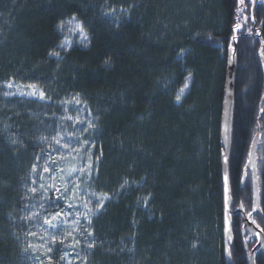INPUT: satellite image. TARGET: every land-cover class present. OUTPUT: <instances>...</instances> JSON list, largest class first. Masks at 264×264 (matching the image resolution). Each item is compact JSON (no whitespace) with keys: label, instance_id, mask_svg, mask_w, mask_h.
Instances as JSON below:
<instances>
[{"label":"trees","instance_id":"1","mask_svg":"<svg viewBox=\"0 0 264 264\" xmlns=\"http://www.w3.org/2000/svg\"><path fill=\"white\" fill-rule=\"evenodd\" d=\"M251 6L252 0H0V83L14 79L46 93L44 100L24 99L0 89V264H23L18 220L30 203L33 165L42 174L45 163L58 161L59 172L89 158L90 186L110 199L82 218L76 249L83 246L87 264H247L243 240L250 249L256 240L241 234L238 212L231 214L230 258L224 252L220 122L235 46L231 208L241 205L264 233V4L254 14ZM88 121L95 128L82 132ZM257 129L261 215L251 212L249 170L243 179ZM55 189L47 201L62 208L63 200L54 201L63 192ZM60 246L51 244L38 260L74 264L69 259L78 255L71 250L67 257ZM255 261L264 264V251Z\"/></svg>","mask_w":264,"mask_h":264},{"label":"rangeland","instance_id":"2","mask_svg":"<svg viewBox=\"0 0 264 264\" xmlns=\"http://www.w3.org/2000/svg\"><path fill=\"white\" fill-rule=\"evenodd\" d=\"M77 24L82 25L78 22L73 23V28H74L73 31L75 33L78 32L76 27ZM9 84H12L13 86L10 88L8 87ZM29 85H34V84H22L14 79H9L8 81H4L0 83V89L3 90V94L5 95L6 93H9L6 96H18L24 99H36V100L45 99L46 93L41 87H38L35 84L34 85L35 88L33 89L29 87ZM33 91L35 92V95L28 94ZM41 91H43V93L45 94L43 99H41L39 95ZM183 93L184 91L183 92L180 91L178 93L180 95V99L182 98ZM176 103L179 104L180 100L177 101ZM210 132H211V128L209 124L207 126L205 135L207 136V143H206L207 147L211 151L212 141L210 140ZM56 162L54 163L52 161L45 163L43 165V169L45 167H49V172H52L51 176H49L45 172H42V174H40V172L38 173L37 171H35V173H33L32 171L33 168L29 170V174L27 178L30 181V184L27 189L28 192L27 198H28V203L29 202L30 203L25 210L24 208L22 209L21 216L18 220L19 225H21L20 231L22 232L17 238V241L21 249V257H22L21 260L23 264H44L42 261L39 260L42 259V256H47L48 253L47 248L51 247L52 244L51 243L52 234L56 235L57 237L56 243L63 240V243H60L61 246L59 250L65 249V251L63 252L65 256L68 257L69 251L71 250H74V252L78 255V256H71V258L69 259L70 262L74 264H87V259L86 257H84L83 253L81 252V250H84L83 246L77 247L80 250L76 249V246H78L77 241H79V239H82L80 236H82L83 234L82 218H85L84 214L86 212V209L83 207V205L87 204V207L92 209L93 212L97 211L96 198L94 196H91L90 194L96 193V195L98 196L104 193H101L93 189L92 186H90V180L86 174H80L76 172L73 173L72 175H69V173L72 172L74 168H79L80 165L77 164L75 166H69L68 168L67 166L65 168L59 167V172H56V170H54V166ZM37 184L39 186H37ZM58 184L62 186V192L65 188L68 189L67 193L65 194L67 198L63 199V202L65 203L64 206L62 207L64 209V213H67V215H64V213H62V219L66 221V223H61L58 228L52 229L47 225H45L43 221L45 217H50L51 215H54L56 211L60 210L59 209L60 207H56V206L51 208V205L47 201L48 193L50 192V190L57 188L56 186ZM41 185H44V187L41 188ZM51 185H54V187H50ZM74 185L79 186V191L76 194H74L72 190ZM33 188L36 189L35 192L31 191V189ZM69 204H72L74 206L69 208L68 207ZM45 209L46 211H44ZM77 216H79V224L74 225L72 221L76 219ZM255 224L258 225L256 221ZM45 229H47V231H45ZM31 233H34L35 235H32ZM69 233H71V235H69ZM29 244L35 245L36 247L35 248L29 247Z\"/></svg>","mask_w":264,"mask_h":264},{"label":"water","instance_id":"3","mask_svg":"<svg viewBox=\"0 0 264 264\" xmlns=\"http://www.w3.org/2000/svg\"><path fill=\"white\" fill-rule=\"evenodd\" d=\"M263 3L264 0H253L252 1V14H254L257 3ZM246 20V19H245ZM235 46L230 50L227 61V71L225 78V87H224V99L222 103L221 110V122H220V145L222 147L220 152V165H221V184H222V194H223V243H224V252L228 258H230V246L233 244V234H232V219L231 214L238 212L241 216V234L243 235L245 231L253 239H256V244L250 249L247 246L245 240H243L245 259L247 264H256L255 256L258 253H263L264 251V233L258 228L249 218L250 215L247 214L243 207L240 205L235 210H232V197L229 185V200L227 208L225 207V194H224V177L225 174L228 176V158L230 153L231 146V125H232V115H233V102H234V77H235ZM264 69V64H263ZM259 129L255 134L252 144L250 146L249 155L247 162L245 164L243 179L246 177V170H249L252 177V213H261L260 208V186L258 181L257 173V155L256 147L259 144ZM227 215L228 219L225 220ZM231 237V238H229Z\"/></svg>","mask_w":264,"mask_h":264},{"label":"snow or ice","instance_id":"4","mask_svg":"<svg viewBox=\"0 0 264 264\" xmlns=\"http://www.w3.org/2000/svg\"><path fill=\"white\" fill-rule=\"evenodd\" d=\"M240 2L243 4L244 0H240ZM73 19H75V18H73ZM76 27H77V30H78L79 34H80V35L86 40L87 37L84 36V28H83V26L77 24ZM236 27L239 28L240 25H237ZM60 28H61V30H63V23H61ZM232 39L235 40L236 37L233 36ZM60 47H61V48L65 47V44L62 43V44L60 45ZM56 55H57V57L59 56L58 53H57ZM12 86H13L12 84H9V85H8V87H10V88H11ZM29 87H31V88H33V89L35 88L34 85H29ZM184 87H187V84H185ZM181 92H183V89H181ZM8 94H9V93H6V95H8ZM22 94H23V93H22ZM28 94H29V95H35V92L33 91V92H31V93H28ZM39 95H40V98L43 99L45 94L43 93V91H41V92L39 93ZM73 99H74L75 104H77V105H81L82 103H85V102H82L78 97H74ZM176 99H177V101L180 100V95H179V94L177 95ZM77 111H79V109H77ZM261 111L264 112V109H261ZM69 119H71V117H69ZM76 122H77V123H85V122H83V121H80L79 119H77ZM94 128H95V125H94L91 121H88V122L86 123L85 127H83V128L81 129V131H82V132H87L89 129H94ZM56 143H57V144H60V140H56ZM85 143H86V144H89V146H91V145H90V142L87 141V139H85ZM97 159H99V158L97 157ZM36 167H37L36 165H33V169H32L33 173H35V171H36ZM93 169H94V164H93L91 158H89V159H88L87 161H85V162H84L79 168H74V169L72 170V172L69 173V175H72L73 173L78 172V173H80V174H86V175L90 178ZM43 171H44V172H49V167H45V168L43 169ZM62 179H63V178H62ZM34 182H35V181H34ZM241 182H243V181H241ZM127 183H128V182L125 181L124 184L121 185V188H123L124 185L127 184ZM43 187H44V185H41V188H43ZM50 187H54V185H51ZM55 190H56V192H61V191H62L60 188H56ZM72 190H73V193L76 194V193L79 191V186H78V185H74V187H73ZM31 191L35 192L36 189L33 188V189H31ZM67 191H68V189L65 188V189L63 190V193H62L60 196H57V197H56V201H54V203H57V202L60 201V200L66 199L67 197H66L65 194L67 193ZM224 194H225V207L227 208L228 200H229V185H228V176H227V174H225V177H224ZM90 195H91V196H94V197L96 198V201H97V207H96V210H97V211L99 210L100 207L103 206V204H104V202H105L106 200L110 199V196H108L107 194H101V195H98V196H97L96 193H91ZM145 203H147V201H145ZM73 206H74V205H72V204H69V205H68L69 208H71V207H73ZM83 207L86 209V212H85V214H84V215H85V219L88 218V215H89V214H95V213L93 212L92 209H90V208L87 207V204H84ZM62 213H64V209H63V208H60V210H59V211H56L54 215H51L50 217H45V218H44V221H43L44 224L47 225L48 227L52 228V229H56V228H58V227L60 226L61 223H66V221H64V220L62 219ZM64 215H67V213H64ZM249 215H251V213H249ZM227 219H228V217H227V215H226V216H225V220L227 221ZM88 222H89V224L91 223L90 220H89ZM72 223H73L74 225H75V224H79V216H77V218L74 219V220L72 221ZM253 223H255V221H253ZM45 231H47V229H45ZM31 234H32V235H35L34 233H31ZM69 235H71V233H69ZM88 235H91V233H88ZM229 238H231V237H229ZM56 242H57V237H56V235L52 234V235H51V243L54 245ZM60 243H63V240H61ZM77 243H79V241H77ZM91 246H92V244L89 245V247H91ZM29 247L35 248L36 246H35V245H32V244H29ZM193 247H195V245H193ZM25 250H27V249H25ZM52 250H53L52 247H48V248H47V251H48V252H51ZM49 260H51V257H49Z\"/></svg>","mask_w":264,"mask_h":264}]
</instances>
